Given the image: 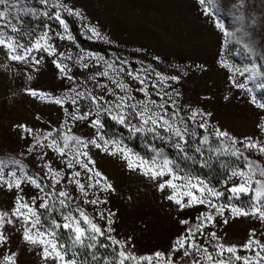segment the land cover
<instances>
[{"label":"rangeland","instance_id":"rangeland-1","mask_svg":"<svg viewBox=\"0 0 264 264\" xmlns=\"http://www.w3.org/2000/svg\"><path fill=\"white\" fill-rule=\"evenodd\" d=\"M52 2L54 0H50V3ZM64 2L69 8H74L82 14L64 15L69 25L67 35L73 37L71 41L58 38L56 33H63L62 27L55 20L43 15L44 11L51 12L52 9L46 8L39 0H10L11 9L8 6H0V11H12L13 14L6 17V21L21 30L20 33H10L11 35H18L27 42L29 34L33 37L41 36L50 25V43L57 49L56 56H49L44 52L34 54L41 57L39 72L34 69L30 71L28 64L7 61L4 52L0 50V65H8L0 67V160L8 163L5 172L11 170L12 161L15 160L31 168L37 175H41L43 168L42 175L46 177L47 184H54V178L48 174V169L43 167L45 162L50 163L53 170H62V175L80 171L78 179L85 184L87 196L80 193L74 183L67 184L63 180L55 185L54 190L68 191L70 207L73 210H83L102 229H113L110 235L120 241V249L137 258L127 264H193L194 258L199 264H215L219 259L225 260L227 264L229 254L217 256V244L235 246L238 255L251 256V253L243 251L240 246L253 233L255 239L264 240V222L253 216L232 215V207L249 209L252 202V198L247 194L233 198L230 189L241 182L238 177H231L230 173L221 184L216 185L202 176L174 167L175 175L181 177V180L175 181L178 185L186 183L188 179L193 182L200 180L222 193L219 198H210L216 207L210 208L205 203L180 208L167 198L173 194V189L165 188L161 191L158 187L159 183L168 177L152 179L143 175L142 170L132 171L120 155L105 153L102 148L97 149L89 145L83 149L92 161L90 171L86 172L78 166L71 170L66 169L64 161L56 153L50 149L33 147L35 139L49 143L51 137L44 140L42 135L49 132L57 138L67 134L84 140L103 135L109 142H122V147L134 153L132 159H151L152 157L133 150L113 134L115 127H121L127 134H138L143 144L158 150L176 148L168 141V134L163 130H160V135L165 139L156 138L147 131L133 132L131 127L112 119L115 112L99 115L103 124L99 133L87 121H69L65 124L69 118L64 109L74 111L76 106L66 102L62 108L28 95L26 89L32 88L40 93L61 98L75 95V92L71 91L74 88L76 91L91 93L103 101L114 103L115 97L109 92L124 94L113 83L116 80L130 85L129 94L135 97L133 103L145 100L154 102L153 110L158 114L164 111L159 106L165 104L170 122L183 127L181 121H184L189 132L195 133L187 137L188 143L184 148L202 147L198 141L208 136L207 145H215L213 148H218L221 144L234 145L246 164L264 168V154L258 149L242 147L248 141L264 144V110L250 103V97L254 94L264 97V89L249 85L254 90L248 92L234 87L231 83L233 79L246 82L245 76L240 75V72H254L258 76L264 73V0H215L219 5L218 14L216 13L219 21L224 23L228 38L239 44L235 46L237 51H242L237 57L235 52L228 54V44L221 46L222 33L201 14L197 0ZM3 23L5 21H0V24ZM73 24L78 26L83 38L105 45L106 52L94 51L80 45L75 39ZM89 26L94 27L100 35L93 36ZM60 53L65 56L61 57ZM68 55H71V60L65 58ZM81 56L103 57V60H86L84 62H87L89 67L83 68L79 60ZM54 60L67 64L71 69L68 75L75 79L70 81L59 74L53 64ZM222 63L228 64L230 68L223 67ZM107 64L123 71L117 73L108 70L107 77L97 75L106 70ZM237 69L239 71H236ZM129 72L133 75L139 74L145 84L141 85L139 81L133 80L128 75ZM29 75L33 79L29 80ZM92 76L96 79H89ZM172 76L178 77V80H171ZM261 82L257 80V84ZM104 86L107 87V92ZM140 87L147 89L148 96L137 91ZM78 106L81 113L91 109V118H97L95 107L88 99L79 100ZM173 112L177 114L175 117H172ZM193 112L197 113L194 118ZM201 123H206V130L199 128ZM131 124L138 126L135 118L131 120ZM18 125L31 129L32 133L23 132ZM216 131L226 132L228 136L216 137ZM42 152L46 153L43 158L40 156ZM244 169L246 166L235 171ZM95 172H99L101 176H95ZM105 184H110L111 189L104 190ZM36 192L35 188L24 185L19 195L23 196L25 202H29ZM16 197L15 190L0 189V212L10 213L14 210ZM91 200H98L99 203L87 202ZM56 207L59 208V205ZM220 207L224 208L223 215L217 214L216 209ZM208 214L214 216L213 223L204 221V216ZM52 216L59 223H63L58 211ZM51 218H47L49 222ZM225 220L228 222L224 223ZM7 227L8 243L6 247L0 245V264L2 257L11 253L16 254L17 264H53L51 260L41 259L38 246L24 242L22 231L26 225L22 221ZM197 227H200L199 232H196ZM213 232L216 233L217 240L210 238L209 234ZM192 233H195V245L189 246L192 255L185 257L182 255V249H174L178 248L179 240L190 237ZM59 239L61 243L69 239L65 230L61 229ZM197 247L202 251L197 252ZM109 249L111 250L107 253L112 254L106 261L114 259L113 250ZM157 253L160 254L159 258ZM209 255L213 260L206 259ZM148 257L151 258L150 261L145 259ZM76 258L78 264H84L78 252ZM232 264L240 262L233 261Z\"/></svg>","mask_w":264,"mask_h":264},{"label":"snow or ice","instance_id":"snow-or-ice-1","mask_svg":"<svg viewBox=\"0 0 264 264\" xmlns=\"http://www.w3.org/2000/svg\"><path fill=\"white\" fill-rule=\"evenodd\" d=\"M39 2L44 5L46 8L52 9V11H44L43 15L50 20H55L58 25L63 29V33H56L59 39H67L69 41L73 40L71 35H67L69 31V25L66 22L64 15L67 16H81L82 14L75 10L74 8H69L64 0H54L50 3V0H39ZM198 5L200 6L201 14L206 16L213 24V26L220 30L223 36L222 47L226 44L231 43L233 47L229 50V55L237 51L236 45H239L235 41L228 40V32L225 30L224 23L219 21L216 13L219 11V5L215 3V0H197ZM0 6H8L11 9L10 0H0ZM13 13L9 11H0V21H5V23L0 24V50L4 52L6 60L14 63H23L30 65V71L34 69L36 72L40 71L41 66V57L34 55L37 52L47 53L49 56H56L57 49L51 43V37L49 36V31L51 26H47L44 34L38 37H33L32 34H29V39L25 42L18 35H11L10 33H20L21 30L18 29L15 25L6 21V17L11 16ZM31 14V13H28ZM89 31L93 36H99V32L94 28L89 26ZM243 48V46L241 45ZM61 57H64V53L59 54ZM66 59L71 60V55L65 57ZM89 59H99L103 60V57H79V60L82 62L83 68H88L89 64L84 62ZM53 64L59 74L64 76L68 80H74L73 76H69L70 68L67 64H64L60 60H54ZM7 64L0 65V67H7ZM223 67L230 66L226 63H222ZM121 72L123 69L114 68L112 64H107L106 70L98 73L97 75L107 77L109 76V71ZM231 70V69H230ZM236 71H239L238 69ZM129 76L133 80L139 81L141 85L145 84V80L141 79L139 74L133 75L129 72ZM240 75L245 76L246 82H237L236 80H231V83L234 87L246 90L248 92H253V87L249 85H254L256 89H264V73L257 75L254 72H240ZM28 79L31 80L33 77L28 76ZM89 79L95 80L96 77L92 76ZM171 80L177 81L178 77L172 76ZM262 82L257 84V80ZM113 83L116 84V87L120 92L124 93L119 95L116 92H109L110 95L115 97V102L110 103L108 101H103L102 98L96 97L91 93L86 94L82 91H76L74 88L71 90L75 92V95L66 96V97H53L44 93H40L32 88L26 89L28 95L36 97L42 101H49L56 105L64 107L66 102H70L71 105L76 106L74 111H68L67 108L64 109L65 114L68 116L69 120L65 121L67 124L69 121H87L92 125L93 128L99 133L103 128V124L99 119L101 113L111 114L115 112V115H112V119L117 121L121 125H127L131 127L133 132L141 133L147 131L152 133L154 137L159 139H165L164 136L160 135V130L167 133V139L171 142L176 149L183 152L185 145L188 143L187 137L189 135H194L195 133H190L187 125L184 121H181L183 127H178L175 123L170 122L168 118L167 106L161 104L159 107L164 109L162 114H158L153 110L154 102L150 101H137L133 103L132 101L135 97L129 94L130 85L114 80ZM105 87L106 92L108 91ZM153 87H156L153 85ZM137 91L143 93L145 96H148L147 89L145 87H140ZM81 99H88L90 104L95 107L96 119H92L91 109L80 112L78 106V101ZM250 103L256 108L264 110V97H258L257 95H252L250 97ZM104 105H107L106 107ZM177 114L172 113V117H175ZM197 113L193 112L192 118H194ZM135 118L138 126L132 125L131 120ZM259 126V125H258ZM23 132L29 134L32 133V130L26 128L23 125L17 126ZM200 129L206 130V123H201L199 125ZM44 140H51L49 143H42L39 138L35 139V144L33 147H40L50 149L58 155L64 161V167L66 169H73L77 166L84 169L86 172L90 171V164L92 161L88 157L87 152L83 151L84 148H87L89 145L96 147L97 149H103L105 153L111 155H120L126 166L132 171H141L142 174L149 176L152 179H159L163 177H168V179L163 180L159 183L158 187L161 191L165 188L173 189V194L169 195L167 198L170 201H174L180 208L191 207L193 205H203L208 204L210 208L216 207L212 199L210 198H219L222 193L214 190L208 184L203 181L197 180L193 182L192 179H188L186 183L178 185L175 181L181 180V177L175 175L173 161L165 156L159 151L154 150L156 155L149 160H144L140 157L132 159L134 153H131L129 150L122 147V142L120 141H111L109 142L104 138L103 135H97L93 139L84 140L77 138L72 135H63L59 138L53 136V133L49 132L47 134H42ZM216 137H227L228 133L223 131H216L214 133ZM201 145H206L209 143V137L204 136L200 141ZM236 143V141H233ZM242 147L246 149H258L261 154H264V144H259L255 141H248L246 144H243ZM31 151V149H29ZM196 152H201V148L197 147ZM71 154V156H70ZM46 153H40L41 158H43ZM233 156L239 155V150L232 153ZM70 156V158H69ZM13 167L10 171L5 172V168L8 167L6 161L0 160V189L7 188L10 191L15 190L17 192L16 201L14 204V210L9 212H0V245L7 246L8 243V227L9 225L15 226L17 222H23L26 227L22 231V239L26 244L38 246L39 254L41 259L45 261L51 260L53 264H78L77 252L73 249H78L84 247L88 250L89 258L91 260L97 261L99 264L100 258L96 256V250L99 248H112L114 253V259L111 261H106V264H127L129 261L136 260V257H133L130 254H126L123 250L120 249V241L114 239L110 233L113 229L106 227L101 228L96 223L93 222L83 210L79 208L73 210L70 207V194L66 190L55 191V185L61 183L63 180L67 184L74 183L79 189L80 193L84 196H87L86 186L81 183L78 179L81 175L80 171L68 172L66 175H62V170H53L50 163L45 162L44 168L48 169V174L54 178L55 183L47 185V191L45 188L43 168L41 169V175H33L27 171L19 161H12ZM95 176L100 177L99 172L94 173ZM68 177H71L69 179ZM231 177H238L241 181L238 184H235L231 187L230 191L233 198L242 195H249L252 198L249 209H242L237 207H232L230 209L233 216H253L256 219L264 222V168L257 167L251 163L246 164V169L231 172ZM93 177H89L92 179ZM100 181H97L99 183ZM28 185L37 190V192L30 198L29 202H25L23 196L19 195L23 191V186ZM91 185H89L90 187ZM111 185L105 184L104 190H110ZM84 201H82L83 203ZM91 204L99 203L98 200L87 201ZM59 205V208L56 205ZM42 210V211H41ZM59 212L63 223H59L57 219L52 216L54 212ZM217 214L223 215L224 208L220 207L216 209ZM103 215V214H101ZM48 217H52L50 222ZM204 221L208 223L214 222V216L208 214L204 216ZM228 221L225 220L224 223ZM110 223V221H109ZM47 224V227H45ZM63 229L68 234L69 239L66 242L61 243L60 230ZM191 231V230H189ZM200 231V227H197L196 232ZM210 238L212 240H217L216 233H210ZM107 241L108 243H104ZM178 248L174 249L175 251L183 250L182 255L185 257L191 256L192 253L189 252V246L195 245V233L188 238L181 239L177 242ZM218 251L217 256H223L225 253L229 254V260L227 264H232L233 261H238L240 264H264V240L255 239V234L253 233L249 239L240 246V248L248 253H251V256H240L237 254V247L235 246H225L223 244L216 245ZM196 251H202L199 247L196 248ZM206 251V250H203ZM71 253V255H70ZM157 258L160 257V254H156ZM146 260H151L150 257L145 258ZM206 259L209 261L213 260L211 255L207 256ZM2 264H17L16 254L11 253L9 255L2 257ZM193 264H199V261L195 258L193 259ZM215 264H226V261L219 259L215 261Z\"/></svg>","mask_w":264,"mask_h":264},{"label":"trees","instance_id":"trees-1","mask_svg":"<svg viewBox=\"0 0 264 264\" xmlns=\"http://www.w3.org/2000/svg\"><path fill=\"white\" fill-rule=\"evenodd\" d=\"M218 14V13H217ZM220 16V15H219ZM72 30L75 36L76 41L82 45L83 47L89 48L94 51L106 52L107 47L97 42H91L87 39L83 38L79 33V28L76 24L72 25ZM231 42L232 38H228ZM228 51L233 47L231 43L227 45ZM258 54L257 52H255ZM236 54V57L238 55ZM115 136L121 139L126 145L132 148L135 151H138L145 156L153 157L156 155L154 150H158L153 146L145 145L142 143V139H140L138 134H127L123 128L119 127L112 130ZM215 145H203L201 148V152H196L195 147H187L184 148V151L181 152L177 149H168L164 148L159 150L163 156L171 159L173 161V166L180 170L186 171L190 173L197 174L202 176L212 182L214 184L219 185L223 182L224 179L233 171L246 166V161L242 157V154L239 153L238 156H233L232 153L236 151V146L231 144H221L218 148H213ZM23 167L32 173L33 175H37L31 168L24 166ZM39 176V175H38ZM45 188L47 190V182L44 180ZM61 233V230H60ZM104 243H108L107 241H103ZM79 256L84 261V264H97V261L91 260L89 258L88 250L84 247H80L75 249ZM109 248H99L96 250V256L100 258L99 264H106V260L108 256L112 253L109 252Z\"/></svg>","mask_w":264,"mask_h":264}]
</instances>
